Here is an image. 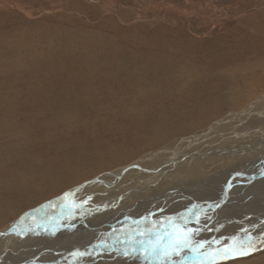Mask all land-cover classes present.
<instances>
[{
	"label": "rangeland",
	"instance_id": "374dc122",
	"mask_svg": "<svg viewBox=\"0 0 264 264\" xmlns=\"http://www.w3.org/2000/svg\"><path fill=\"white\" fill-rule=\"evenodd\" d=\"M189 58L199 62L198 66L186 63ZM192 68L203 70L200 75L195 74L203 82L199 85L200 80H196L195 84L209 97L207 102H198L183 89L191 83ZM202 103L206 110L198 108ZM262 134L264 0H0V184L17 191V195L11 194L12 190L10 194L2 193L3 198L8 195L4 200L9 199L13 205H3L2 213L10 215L0 219V234L7 231L10 235H22L31 244L36 236L55 239L56 228L77 225L80 220L94 218V223L102 224L111 217L115 221L127 216L122 213L124 208L138 204L139 196L161 202L160 193L174 183L187 184L190 179L228 172L240 162L239 158L218 157L212 155L213 151L249 142ZM94 145L99 149L91 156ZM194 151L209 157L182 162L175 173L167 174L168 184H161L165 176L159 179L134 169L136 173L132 170L128 174L129 171L121 178L125 182L116 189L99 185L82 189L73 199L56 201L76 187L135 162L141 161L146 169L155 170L176 156ZM83 152L91 156L90 163L72 167L69 162ZM54 169H60V174L53 175ZM16 182L33 184V195L26 189L22 192ZM229 182L231 185L232 181ZM153 190L157 192L154 196ZM228 193H222L216 202L228 203ZM55 202L58 204L53 206ZM65 203L71 209L60 211ZM211 203L188 200L175 210L177 205L171 202L168 209L160 212L200 215L203 209L211 208L209 213H215V206H207ZM158 207L146 200L142 209L150 212ZM49 212L33 217L28 225L23 223L32 214ZM160 217L165 218H157ZM153 222L159 224L153 226ZM16 223H20V229L15 227ZM212 223L194 231L193 239L197 236L198 242L207 243L196 252L182 253L188 264H201V259L204 264L264 261V238L245 244L246 241L235 242L245 234V228L223 227L217 232ZM163 225L168 223L154 219L145 227L161 230ZM7 232L2 236H7ZM3 240L0 251L6 250ZM226 248H231L230 256L224 255ZM201 251L203 257L199 256ZM132 258L121 264L132 263Z\"/></svg>",
	"mask_w": 264,
	"mask_h": 264
},
{
	"label": "bare ground",
	"instance_id": "6f19581e",
	"mask_svg": "<svg viewBox=\"0 0 264 264\" xmlns=\"http://www.w3.org/2000/svg\"><path fill=\"white\" fill-rule=\"evenodd\" d=\"M9 33V32H8ZM50 40V39H49ZM19 41V40H18ZM17 41V42H18ZM51 41V40H50ZM40 42V41H39ZM49 42V41H48ZM258 42V41H257ZM252 43V42H251ZM260 44V43H259ZM254 45V44H252ZM245 47V46H244ZM256 47V46H255ZM32 48V47H31ZM250 48V47H249ZM252 48V47H251ZM260 49V48H259ZM28 50V49H27ZM69 50V49H67ZM247 50V49H246ZM245 50V51H246ZM258 50V49H257ZM248 51V50H247ZM35 52V51H34ZM111 52V51H110ZM41 53V52H40ZM244 53V52H243ZM192 54V53H191ZM158 55V54H157ZM210 55V54H209ZM249 55V54H248ZM173 56V55H172ZM188 58V57H187ZM154 59V58H153ZM168 60V59H166ZM165 60V61H166ZM175 60V59H174ZM237 60V59H236ZM239 60V59H238ZM170 61V59H169ZM173 61V60H172ZM186 63L189 64H196L198 66L199 62H194V60L192 61V58H189L185 61ZM237 62V61H236ZM235 62V63H236ZM167 63V62H166ZM172 63V62H171ZM201 63V62H200ZM219 63V62H218ZM241 63V62H240ZM169 64V63H168ZM167 64V65H168ZM245 64H247V62H245ZM187 65V64H186ZM201 65V64H200ZM199 65V66H200ZM242 64H236L235 66L238 67ZM155 66V65H154ZM169 66V65H168ZM226 66V65H225ZM232 66H226V68H230L233 67ZM243 66V65H242ZM241 66V67H242ZM244 67V66H243ZM242 67V68H243ZM147 68V67H146ZM193 72H192V76H191V83L186 85L183 89H185L187 92H189V94H191L192 96H195L198 102H207L209 101L208 98L206 97L202 91V89L200 88V86H198L197 84H195L196 80H200V84L203 82H201V79L198 75H195L197 73H199V75L201 74V72L203 70L198 69V68H192ZM236 70V69H235ZM161 71V70H160ZM169 71V70H168ZM175 71V70H174ZM156 72V71H155ZM184 72V71H183ZM190 72V71H189ZM229 72V71H228ZM231 72V71H230ZM237 72V71H236ZM168 73V72H167ZM166 73V74H167ZM108 74V73H107ZM182 74V73H181ZM185 74V73H184ZM162 75V74H161ZM164 75V74H163ZM169 75V74H168ZM167 75V76H168ZM188 75V74H187ZM183 76V75H182ZM169 77V76H168ZM189 78V77H188ZM177 79V78H176ZM184 80V79H183ZM207 82V81H206ZM205 82V83H206ZM187 83V82H186ZM164 84V83H163ZM179 84V83H178ZM177 85V83L175 84ZM108 86V85H107ZM168 86V85H167ZM166 86V87H167ZM182 87V86H181ZM198 88H200L198 90ZM181 89V88H180ZM163 90V89H161ZM179 90V89H178ZM208 90V89H207ZM153 91V90H152ZM166 91V90H165ZM173 91V89H172ZM176 90H174L173 92H175ZM181 91V90H180ZM154 92V91H153ZM165 93V92H164ZM163 93V94H164ZM182 94V92H180ZM173 94V93H172ZM180 94V95H181ZM185 94V93H184ZM147 95V94H146ZM152 95V94H151ZM162 95V94H160ZM171 95V94H170ZM143 95L140 96V98L142 100ZM169 96V94H168ZM167 96V98H168ZM184 96V95H182ZM187 97V95H185ZM133 97V96H132ZM149 97V96H147ZM150 97H154V96H150ZM156 97V96H155ZM154 97V98H155ZM171 97V96H170ZM173 97V96H172ZM176 97V96H175ZM181 97V96H180ZM151 98V99H152ZM153 98V100H154ZM157 98V97H156ZM188 98V97H187ZM158 99V98H157ZM163 99V97H162ZM166 99V97H165ZM172 99V98H171ZM177 99V98H176ZM150 100V99H149ZM181 100V98L179 99ZM184 100V99H183ZM173 101V99H172ZM182 101V100H181ZM188 101V99H187ZM164 102V99H163ZM169 102V101H167ZM184 102V101H182ZM186 102V100H185ZM144 103V101H143ZM150 103V102H149ZM187 103V102H186ZM190 103V102H189ZM210 103V102H209ZM158 104V103H157ZM170 104V103H169ZM173 104V103H172ZM188 104V103H187ZM150 105V104H149ZM192 105V104H191ZM152 106V105H151ZM162 107V106H161ZM160 106L158 107L159 109L161 108ZM164 107V106H163ZM171 107V106H170ZM183 107V106H182ZM175 107H173L174 109ZM190 108V107H189ZM199 109H207V107L205 106V103L199 104L198 105ZM172 109V107H171ZM191 109V108H190ZM142 110V109H141ZM161 110H165L162 109ZM177 110V109H176ZM155 111V110H154ZM159 111V110H158ZM175 111V110H174ZM201 111V110H200ZM204 111V110H202ZM157 112V111H156ZM189 112V111H188ZM78 113V112H77ZM164 113V112H163ZM169 113V112H168ZM173 113V112H172ZM176 113V112H175ZM180 112L178 111V114ZM131 114V113H130ZM150 114V113H149ZM181 114V113H180ZM137 115V114H136ZM145 115V113H144ZM161 115V113L159 114ZM171 115V114H170ZM177 115V114H176ZM187 115V114H186ZM191 115V114H190ZM163 116V114H162ZM174 117V114H173ZM188 117V116H187ZM190 117V116H189ZM233 117V116H232ZM65 118V117H64ZM141 118V117H140ZM150 118V117H149ZM153 118V117H151ZM160 118V117H159ZM164 118V117H163ZM167 118V117H166ZM165 118V119H166ZM172 118V117H171ZM180 118H185V115H181ZM230 117H228L229 119ZM143 119V118H142ZM146 119V118H145ZM178 119V118H177ZM176 119V120H177ZM186 119V118H185ZM127 120V119H126ZM159 120V119H158ZM169 120H171L169 118ZM174 120V119H173ZM175 120V121H176ZM190 120V119H188ZM66 121V120H65ZM139 121V120H138ZM156 121V119H155ZM154 121V122H155ZM172 121V120H171ZM227 121V120H226ZM143 123V121H141ZM147 122V121H146ZM149 122V121H148ZM153 123V121H151ZM150 122V123H151ZM157 122V121H156ZM169 122V121H166ZM182 121H180L181 123ZM185 122V121H184ZM223 122V121H222ZM138 123V122H136ZM140 123V122H139ZM151 123V124H152ZM135 124V123H134ZM159 124V123H158ZM164 124V123H163ZM175 124V123H174ZM219 124V123H218ZM140 125V124H138ZM144 125V124H143ZM161 125V124H160ZM177 125V124H176ZM180 125V124H178ZM128 126V125H127ZM136 126V125H135ZM166 126V125H165ZM125 127V126H124ZM129 127V126H128ZM132 127V126H131ZM140 127V126H138ZM152 127V126H151ZM156 127V126H155ZM163 127V126H162ZM181 127V126H180ZM183 127V126H182ZM225 127V126H224ZM137 128V127H136ZM144 128V127H143ZM147 128V126H146ZM164 128V127H163ZM166 128V127H165ZM169 128V127H168ZM178 128V127H177ZM175 127V129H177ZM226 128V127H225ZM148 129V128H147ZM156 129V128H154ZM171 129V127H170ZM184 129V127H183ZM120 130V129H119ZM127 130V129H126ZM139 130V129H138ZM141 130V128H140ZM151 130V129H150ZM164 130V129H162ZM166 130V129H165ZM224 130V129H223ZM131 131V130H130ZM134 131V130H133ZM145 131V130H144ZM153 131V130H151ZM155 131V130H154ZM170 131V130H169ZM173 131V129L171 130ZM149 132V131H148ZM164 132V131H163ZM179 132V130H178ZM128 133V132H127ZM151 133V132H150ZM144 134V133H143ZM166 134V133H164ZM163 134V135H164ZM173 134V133H172ZM170 134V135H172ZM175 134H177V132H175ZM134 135V134H133ZM140 135V134H139ZM145 135V134H144ZM150 135V134H149ZM148 135V136H149ZM154 135V134H153ZM162 135V136H163ZM158 136V134L156 135ZM169 136V135H168ZM134 137V136H133ZM137 137V136H136ZM142 137V136H141ZM140 137V138H141ZM160 137V136H159ZM164 137V136H163ZM135 139V138H134ZM167 139V138H166ZM142 140V139H141ZM150 140V139H149ZM137 142V141H136ZM88 143V142H87ZM86 143V144H87ZM75 144V143H72ZM50 145V144H49ZM31 146V145H30ZM89 146V145H88ZM74 147V146H73ZM83 147V146H82ZM94 148L91 150L90 155L93 156L95 151L97 149H99L98 147H95V145L93 146ZM120 147V146H119ZM46 148V147H45ZM190 148V146L188 147ZM31 149V148H30ZM52 149V148H51ZM50 148H48L47 150H50ZM78 149V148H77ZM76 149V150H77ZM264 134H262L261 136H258L257 138H255L254 140L252 139L249 142H244V143H239L237 145L234 146H230L228 148H222V149H216L215 153H213L212 155L218 156V157H222V156H227L228 158H230L228 155H232V156H237L239 158V163L235 164V166L230 169L228 172H218L216 174L210 175V178H196V179H190L189 183L187 184H179V183H174L172 185H170L168 187L167 190H165V192L160 193L161 199L163 201L159 202V199H155L154 197H143V196H139L140 198V202L138 204H133L131 206L125 207L124 208V214L120 216L117 220L114 218H108L106 219L107 221L102 224L100 223H94V218L93 220H89V221H83L80 220V222H77L79 224L77 225H70L66 228H61L58 230L57 229V236L55 239L52 238V240H43L44 238H42V236H36L34 238L35 240V245L34 248H27L25 250H22L21 253L15 254L14 252L11 253H4L2 256H0V264H76L74 258H80V260L78 261L77 264H121L124 263L125 261H128V259L132 258L134 256V258H132L131 260L133 261L132 263H126V264H147L146 261H144L141 257H137L138 255H129V256H125L124 255V250L126 247H128V245L125 243L126 240L128 239H139L140 237L136 236V233L133 234V232H125L124 233V240L118 244V245H114L113 247L110 246L111 245V238H109L110 236H113V234L110 235H106V232L108 229H110V227L112 225H114L118 220H120L122 217L125 218L124 220H122L119 224L122 223H126L129 224L131 226H135V225H143L145 227L146 224L152 223V221L154 219H161L166 221V223L169 222H174L177 223L179 225H182L183 227L186 228H191L194 231L196 230H200L203 226H205L207 223L213 222L212 224H216L214 227L217 228L216 231H222L223 227H227L229 229L232 230H237V229H244L245 234H243V236L238 237V239L235 242H239V241H246L244 242L247 243L248 241L251 242L252 239H262L264 238ZM45 150V149H44ZM75 150V151H76ZM85 150V149H84ZM83 150V151H84ZM74 151V154H75ZM186 151V150H185ZM184 151V152H185ZM263 151V152H262ZM48 152V151H47ZM85 152V151H84ZM83 152V153H84ZM89 152V151H88ZM80 153V151H79ZM77 154V153H76ZM88 155V153H87ZM90 155L86 156L85 153L84 155L82 154H78V156L73 157V159L71 160V163L69 162V164L72 165V167H77L79 165H87V163H90ZM174 155V154H173ZM180 155V154H179ZM73 156V155H72ZM204 156L207 155H203V153L200 152H187L184 155L182 154V156L178 157L177 156L173 159L170 160V162L165 163L164 165H162L159 168H156L155 170H150V169H146L145 165L143 162L140 161V163H134L128 167L122 168L119 172H110V173H105L101 176H99L98 178L94 179L92 182H89L87 184H84L82 186H80L79 188H75L72 191H69L67 193L64 194V196L62 197V199L66 200L68 198L73 199L74 196H76L77 194H80L84 189H94L96 186H104L105 188L107 187H115L114 189H116V186H118L120 183L122 184L123 182H125L123 179L121 180L122 177H124L129 171L128 174H130L131 172H135L137 170L134 169H138L140 170V172L143 173V175L149 176V175H154L159 177V179H161L162 177L163 180H161V184H168L170 180V176H167L168 173L171 172V175L173 173H175L176 171L174 170L178 165H180L182 162H192L194 159H203ZM209 156H207L206 158H208ZM201 159V160H202ZM204 160V159H203ZM31 161V160H30ZM65 161V160H64ZM145 162V161H144ZM209 162V161H208ZM17 163V162H16ZM30 163V162H29ZM35 163V162H34ZM60 163V162H59ZM62 163V162H61ZM143 163V165L141 164ZM148 163V162H147ZM207 163V162H206ZM40 164V163H39ZM57 164V163H56ZM64 164H66L64 162ZM63 164V165H64ZM191 164V163H190ZM52 165V164H51ZM75 165V166H74ZM183 165V164H181ZM17 166V165H16ZM21 166V165H20ZM24 166V165H22ZM41 166V165H40ZM54 165H52L53 167ZM66 166V165H65ZM187 166V165H186ZM39 167V166H38ZM42 167V166H41ZM51 167V166H50ZM49 167V168H50ZM59 167V166H58ZM57 167V168H58ZM63 167V166H61ZM45 167H43L44 169ZM66 168V167H63ZM67 168H70V165H68ZM66 168V169H67ZM179 168V167H178ZM181 168V167H180ZM183 168V167H182ZM15 170V169H14ZM21 170L23 171V169L21 168ZM20 170V171H21ZM48 170V169H47ZM55 170V169H54ZM60 170V169H58ZM58 170L53 173V175H58L60 174L58 172ZM68 170V169H67ZM133 170V171H132ZM174 170V171H173ZM180 170V169H178ZM21 171V172H22ZM63 171V170H61ZM65 171V170H64ZM149 171V172H148ZM182 171V169H181ZM184 171V169H183ZM11 172V171H10ZM25 172V171H23ZM48 172V171H47ZM50 172H52V170H50ZM66 172V171H65ZM68 172V171H67ZM138 172V173H140ZM179 172V171H178ZM15 173V172H14ZM34 173V172H33ZM41 173V172H40ZM64 173V172H62ZM69 174H71V172H68ZM136 173V172H135ZM183 173V172H182ZM11 174V173H10ZM23 174V173H22ZM27 175L29 173H26ZM38 174V173H37ZM50 175V173H48ZM52 174V173H51ZM127 174V175H128ZM15 176L17 174H14ZM13 175V176H14ZM21 175V174H20ZM24 175V174H23ZM22 175V176H23ZM67 175V174H66ZM65 175V177H66ZM73 175H75L73 173ZM126 175V176H127ZM79 175H75L76 178ZM125 176V177H126ZM174 176V175H173ZM17 177V176H16ZM47 177V176H46ZM45 177V178H46ZM54 177V176H53ZM56 177V176H55ZM64 177V178H65ZM74 177V178H75ZM9 178V177H8ZM12 176H11V180H12ZM18 178V177H17ZM21 178V177H20ZM23 178V177H22ZM28 178V177H27ZM34 178V177H33ZM39 178V177H38ZM57 178V177H56ZM146 178V177H144ZM142 177V179H144ZM44 179V178H43ZM49 179V178H47ZM202 180L197 182V180ZM8 180V179H7ZM23 180V179H21ZM72 180V179H71ZM70 180V181H71ZM6 181V180H5ZM4 181V182H5ZM13 181V180H12ZM24 181V180H23ZM21 181V182H23ZM43 181V180H42ZM50 183L52 181V179L49 180ZM48 181V182H49ZM62 181V180H61ZM69 181V180H67ZM229 181H232L231 185H230V191L228 193V203H226L225 205H223L217 212L215 213H209V210L211 209H203L202 211H200V213L204 214L203 216L198 215L196 218H194V215L197 213H166V212H160L164 209H168L167 207L171 206L172 204H170L171 202H174V205L176 204L177 206L173 207V209L175 208V210H177L178 208H181V205L185 202L188 203V200H195L196 202L205 200V201H209L213 203L218 201L219 198L222 196V193L227 192V186L229 184ZM15 182V181H14ZM20 182V183H21ZM40 182V181H39ZM47 182V183H48ZM160 182V181H159ZM42 183V182H41ZM58 183V181H57ZM242 183H244L242 185ZM2 184V183H1ZM0 184V201H2V207H0V219H2L4 216L6 217L10 215V213H2L4 210H2L4 208V206L8 208L10 204V200L7 199L6 201L3 198V194H10L11 190H8L7 187L6 189L4 187H2ZM5 184V183H4ZM8 184V183H7ZM45 184V182H44ZM53 183H51L52 185ZM14 185V184H13ZM17 186H20V190L22 192H25V189L28 190L31 194H32V186L33 184H29V182H24L22 184H18L16 182ZM56 185V184H54ZM186 185V186H184ZM15 186V185H14ZM36 186V185H35ZM38 186V185H37ZM42 186V185H41ZM58 186V185H57ZM87 186V187H86ZM40 187V186H39ZM46 187V186H44ZM53 187V186H52ZM17 188V187H16ZM42 188V187H41ZM47 188V187H46ZM36 189V188H35ZM83 189V190H82ZM87 189V190H88ZM112 189V190H114ZM41 191V190H40ZM139 191V190H138ZM154 192L151 193L152 196H154L157 192L155 190H153ZM162 191V190H161ZM239 191V193H238ZM17 192V191H16ZM14 192L12 190L11 194L17 195V193ZM37 192V191H36ZM134 192V191H132ZM142 192V190H141ZM114 193V192H113ZM140 193V192H139ZM20 195V194H19ZM33 195V194H32ZM71 196V197H68ZM78 196V195H77ZM15 197V196H13ZM19 197V196H18ZM224 197V196H223ZM130 198V197H129ZM11 199V198H10ZM14 199V198H13ZM18 198H16L17 200ZM24 199V198H23ZM166 199L168 201H166ZM171 199V200H170ZM22 200V199H21ZM63 200V201H64ZM149 200L151 203L153 204H158V208H154L152 211H148L145 210L146 208L142 209L143 205H144V201ZM170 200V201H169ZM225 200V199H224ZM23 201V200H22ZM21 201V202H22ZM20 202V203H21ZM58 202V201H57ZM55 202L56 204H54L53 206L57 205L58 203ZM62 202V201H60ZM122 202V201H121ZM137 202V201H136ZM167 202L169 205H167ZM54 203V202H53ZM52 203V204H53ZM194 203V202H193ZM204 203V202H203ZM218 203V202H216ZM71 204V202H70ZM205 204V203H204ZM203 204V205H204ZM4 205V206H3ZM13 205V204H10ZM22 205V204H21ZM63 205V204H62ZM161 205V206H160ZM180 205V206H179ZM18 206V205H17ZM112 206V205H111ZM60 207V206H59ZM72 207V206H71ZM202 207V206H201ZM16 209V208H15ZM69 209H71L68 205V203H65V207L63 209H60V211L64 210V211H68ZM110 209V208H109ZM172 209V210H173ZM196 209V208H195ZM213 209V208H212ZM216 209V208H215ZM18 210V209H17ZM51 210V209H50ZM144 210V211H143ZM9 211V210H8ZM52 211V210H51ZM58 211V210H57ZM59 211V212H60ZM188 211V210H187ZM190 211V210H189ZM194 211V210H193ZM183 212V211H182ZM195 212V211H194ZM212 212V210H211ZM214 212V211H213ZM256 212V213H254ZM40 214V213H39ZM51 214L43 213L44 215H49ZM65 214V213H64ZM193 214V217H190L189 215ZM38 214H32L31 218H27L25 220L26 223L25 225H28V223L31 222V220L33 219V217L35 218V216H37ZM42 215V214H41ZM66 215V214H65ZM74 215V214H73ZM164 216L165 218H157L159 216ZM113 216V215H112ZM83 217V216H82ZM89 217V216H88ZM45 218V217H44ZM58 218V217H57ZM97 218V217H96ZM116 218V217H115ZM36 219V218H35ZM34 219V220H35ZM51 219V218H49ZM59 219V218H58ZM4 220V219H3ZM23 220V219H21ZM38 220V219H37ZM41 221V219H40ZM43 221V220H42ZM51 221V220H50ZM60 221V220H59ZM68 221V220H67ZM83 221V222H82ZM100 221V220H99ZM82 222V223H81ZM22 223V221H21ZM53 223V221H52ZM69 223V222H68ZM18 224V223H16ZM20 224V223H19ZM19 224L15 225L18 226L19 228ZM34 224V223H33ZM39 224V223H38ZM42 224V223H41ZM45 224V223H44ZM159 224V223H157ZM157 224H155L153 222V226H157ZM165 224V223H164ZM32 225V224H31ZM30 225V226H31ZM37 225V224H36ZM48 225V224H46ZM52 225V224H51ZM29 226V227H30ZM66 226V225H65ZM165 227H167L166 225H163ZM162 227V226H161ZM12 229V228H10ZM20 229V228H19ZM29 229V228H28ZM205 229V228H204ZM151 230V229H148ZM11 231V230H10ZM47 231V230H46ZM54 231V230H53ZM139 231H144V230H139ZM243 231V230H242ZM7 232V231H5ZM4 232V233H5ZM12 232V231H11ZM22 232V231H21ZM32 232V231H31ZM50 233V232H49ZM225 233L227 234L228 232L225 231ZM230 233V232H229ZM3 234V233H2ZM2 234H0V240L2 237ZM26 234V233H25ZM24 234V235H25ZM5 235L9 236V232H7ZM12 237L14 238H20L19 240L21 242H27L28 240H23V236L19 235L17 236L16 234H11ZM222 236V235H221ZM24 238H27L24 236ZM200 240V237H195V239L192 240V244H198V241ZM97 244L92 252L89 255H85V253L88 254V252H85L89 247H91L93 244ZM1 245V244H0ZM2 246V245H1ZM200 248H197V250H199ZM188 251V250H185ZM85 255V256H83ZM9 257V258H8ZM62 261V262H61ZM259 264H264V261L262 263Z\"/></svg>",
	"mask_w": 264,
	"mask_h": 264
},
{
	"label": "snow or ice",
	"instance_id": "6c2138e0",
	"mask_svg": "<svg viewBox=\"0 0 264 264\" xmlns=\"http://www.w3.org/2000/svg\"><path fill=\"white\" fill-rule=\"evenodd\" d=\"M136 236L140 238L125 241L128 247L125 248L124 255L126 257L139 255L147 264H188V258L182 253L185 250L196 252L197 248L203 249L207 243V241H201L198 244H192L195 236L193 230L174 222H169L163 231L138 230ZM230 254L231 248H226L224 255L230 256ZM199 256L203 257L204 252L201 251ZM201 264H204L202 259ZM207 264H212V261H208Z\"/></svg>",
	"mask_w": 264,
	"mask_h": 264
},
{
	"label": "water",
	"instance_id": "95a60500",
	"mask_svg": "<svg viewBox=\"0 0 264 264\" xmlns=\"http://www.w3.org/2000/svg\"><path fill=\"white\" fill-rule=\"evenodd\" d=\"M230 185V182H229V184H228V186ZM227 186V187H228ZM227 191H230V188H227ZM225 196V195H224ZM58 200H62V197L61 198H59V199H57L56 201H58ZM52 203V202H51ZM51 203L48 205L49 207H50V205H51ZM224 205V203L222 202V201H219L218 203H216V204H214V203H211V204H208L207 206H211V207H214L215 206V212H217L222 206ZM202 208H204V207H201V210H202ZM206 208V207H205ZM199 214V212H197V215ZM128 217V216H127ZM125 218H121L120 220H118L114 225H112L111 227H110V229H108L107 230V232H106V235L108 236V235H110V234H113V236H110L109 238H111V239H113V240H111V245L110 246H114V245H118V244H120L123 240H124V233L125 232H133V234H135L138 230H144V231H146V230H148L149 228H146V227H144L143 225H133V226H131V225H129V224H126V223H122V224H119L122 220H124ZM19 224V223H18ZM18 224H16V225H18ZM12 229H13V227H12ZM160 231H163V229H161ZM97 244L95 243V244H93L91 247H89L85 252H88V254L87 253H85V255H89L91 252H92V250H93V248L96 246ZM85 255H83V256H85ZM74 260H75V262H76V264L78 263V261L80 260V258H74Z\"/></svg>",
	"mask_w": 264,
	"mask_h": 264
},
{
	"label": "crops",
	"instance_id": "0c3cea01",
	"mask_svg": "<svg viewBox=\"0 0 264 264\" xmlns=\"http://www.w3.org/2000/svg\"><path fill=\"white\" fill-rule=\"evenodd\" d=\"M37 214L39 216H43V213H40V214L37 213ZM1 239H4L3 240V243H4L5 247H6V250L0 251L1 254L8 253V252L9 253L14 252V255H15V254L21 253L22 250H25L27 248H34V245L36 243L35 240H34V238L31 240V242H32L31 244H27L26 242H21L19 240L20 238H14L11 235H9V236H2ZM10 240H12L11 243L9 242ZM28 241H30V240H28ZM0 244H2V243H0Z\"/></svg>",
	"mask_w": 264,
	"mask_h": 264
}]
</instances>
